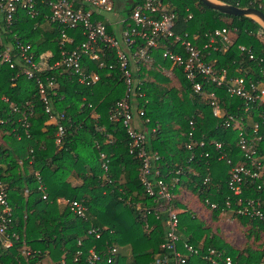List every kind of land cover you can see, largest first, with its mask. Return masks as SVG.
Instances as JSON below:
<instances>
[{"label":"trees","instance_id":"16d2710c","mask_svg":"<svg viewBox=\"0 0 264 264\" xmlns=\"http://www.w3.org/2000/svg\"><path fill=\"white\" fill-rule=\"evenodd\" d=\"M220 1L264 13V0ZM169 2L176 13L174 32L186 33L201 48L205 33L217 28L229 31L231 42L218 41V50L203 49L209 51L206 59L213 60L218 71L264 83V28L259 22L250 16L221 13L200 0ZM40 8L41 14L33 18L26 9H19L9 25L0 11V54L17 40L30 44L34 60L40 63L35 76L47 91L46 78H52L55 91L48 95L51 110L46 112L36 77L23 74L15 58L14 67L0 58V181L18 236L8 248L0 245V264H44L47 257L51 264H125L119 248L126 246L130 248L127 264H156L166 253L161 243L167 232V212L164 201L149 194L140 180L142 161L132 150L121 117L110 118L125 91L116 51L103 46L97 59L83 57V71L98 75L94 83H81L77 74L63 66L52 67L60 58L62 26L44 18L48 10ZM106 26L110 31L111 25ZM66 34L74 38L67 44L69 49L85 40L80 29L67 28ZM166 70L173 71V76ZM131 72L140 83L134 89L135 98L128 100L131 107L142 110L140 121L133 123L144 134L147 153L157 156L150 163L149 180L154 184L162 180L173 196L183 264H226V257L230 264H264V186L250 179L240 196L233 195L227 185L230 165L219 159L222 152L232 163L247 161L238 144L241 133L255 144L257 158L264 161V104L230 96L224 86L203 83L204 92H214L218 99L223 114L217 117L208 100L192 90L182 67L170 69V61L158 54L155 64ZM51 115L64 128L60 144L55 143L57 126ZM225 121L230 125L226 127ZM193 140L197 142L188 149ZM215 142L221 149H216ZM245 199L261 202L262 218L236 212ZM66 200L81 202L84 214L74 213ZM203 207L210 210L216 226L222 213L245 224V243L233 246L195 211ZM185 243L198 253L185 250ZM111 245L118 247V253L108 262L105 254ZM89 249L99 254L94 263L86 259Z\"/></svg>","mask_w":264,"mask_h":264},{"label":"built area","instance_id":"2783aa9c","mask_svg":"<svg viewBox=\"0 0 264 264\" xmlns=\"http://www.w3.org/2000/svg\"><path fill=\"white\" fill-rule=\"evenodd\" d=\"M117 0H0V11L4 13V20L7 25L11 23L16 12L19 9H26L28 15L33 18L41 14L40 6L45 7L48 12L43 17L50 19L61 28V44L60 58L57 59L52 67L63 66L72 73L77 74L81 83H94L98 80L95 73H86L83 71V57L95 60L99 57L102 47L114 48L119 59L120 70L122 72L125 91L122 98L117 102L116 106L110 111L111 119L121 117L127 133L131 139L132 150L136 149L137 157L142 161L140 168V180L147 192L155 195L164 201L167 212V232L161 248L166 253L158 257L156 264H183L185 261L184 254L177 248L179 241L178 216L171 205L172 194L169 192L167 185L162 180H157L154 184L149 180L151 161L157 159L155 154H148L145 150L144 134L136 128L133 123L132 114L142 115V110L136 106L131 107L129 98H135L136 84L140 83L136 80L133 83L132 70H139L141 65L155 64L156 54L163 60L170 61V69L174 66H181L185 77L192 85V90L202 94L212 107L213 115L221 116L222 110L218 103V99L214 92H204L203 83L224 86L226 92L230 96H237L246 101L264 104V83L263 82H247L244 77L232 76L227 77L226 70L218 71L215 68L214 61L207 60L209 51L204 52L203 49L213 47L214 50L220 49L218 41L226 44L231 42L229 31L226 28H217L210 33H205L207 38L203 44V48L199 47L192 40L188 39L187 34L180 35L174 32L176 13L171 10L169 0H130L131 8L127 10L126 0H119L122 3L121 9L125 11V15L117 17L114 20H106L105 12L117 11L119 3ZM121 1V2H120ZM190 16V15H189ZM106 23L111 25L108 31ZM80 29L85 36V40L76 45L73 49H69L67 44L73 43V37L66 34V29ZM194 39L198 36L194 35ZM244 50V46H240ZM252 57V55H250ZM1 61L9 63L10 67H14L15 62H20L23 66V74L28 78L36 77L35 73L40 69V63L34 60L31 45L21 41L15 44L7 45L0 54ZM13 58L16 61H13ZM161 70H165L161 65H157ZM169 77L173 76V71L166 70ZM264 78V71L261 72ZM199 78V80H198ZM47 79L46 86L39 77H36L38 88L45 104V111L50 112L51 105L48 95L55 93L53 90L54 82ZM13 106V103H10ZM14 108V107H13ZM52 120L57 126L55 143L60 144L64 128L61 123L63 114L60 119L56 115H51ZM226 127L230 125L229 121H225ZM194 127H192L189 135H193ZM239 147L242 150L243 157L247 159L245 163H232L231 158L226 153H220L219 159L226 160L230 165L229 177L227 185L232 190L233 195L240 196L243 193V185L250 179L260 180L259 187L264 186V161L257 158V150L255 144L246 140L239 133ZM187 144L188 149H192L193 143ZM204 141H199V145H203ZM216 149H221V144L215 142ZM104 157V154H101ZM104 170H107V161L102 164ZM35 175L39 177L36 172ZM156 188V189H155ZM238 197L237 205L240 203ZM69 202L70 209L78 214L83 215L85 206L77 200H66ZM215 205L212 204V207ZM11 206L7 202L6 189L0 181V245L5 248L13 244V240L18 236L13 230L12 217H10ZM239 214L251 217H263L261 202L254 199H245L243 204L236 209ZM98 237L95 229H91ZM184 249L191 253H198V249L189 244L183 245ZM210 252H214L210 249ZM78 253H81L80 251ZM118 253V247L111 245L106 250L107 261L111 262ZM87 261L94 263L99 259V254L93 249H89ZM231 260L226 257V264H230Z\"/></svg>","mask_w":264,"mask_h":264},{"label":"rangeland","instance_id":"374dc122","mask_svg":"<svg viewBox=\"0 0 264 264\" xmlns=\"http://www.w3.org/2000/svg\"><path fill=\"white\" fill-rule=\"evenodd\" d=\"M126 7L130 5L129 1L126 0ZM117 4L119 3V0L116 1ZM121 2V1H120ZM122 3H119V9L117 11L112 12H105L104 18L106 20H114L117 19V17H122L125 15V11L121 9ZM133 83H135V80H133ZM173 84V83H172ZM175 84V83H174ZM137 121H140V118L137 114L133 115V122L137 123ZM185 195V194H184ZM195 211L199 214V216L205 220L208 224H211L212 227H217L219 232L226 238L229 239L230 243L235 247H241L246 240V225L242 224L236 219L234 216H232L230 213H222L221 219L219 221L218 226L215 225V222L213 221L211 217V212L209 209L203 207L202 209L196 208ZM261 236H264L262 234ZM47 261L44 262V264H51L48 257L46 258Z\"/></svg>","mask_w":264,"mask_h":264},{"label":"water","instance_id":"95a60500","mask_svg":"<svg viewBox=\"0 0 264 264\" xmlns=\"http://www.w3.org/2000/svg\"><path fill=\"white\" fill-rule=\"evenodd\" d=\"M207 7L235 16H250L264 28V13L255 7H238L220 0H200Z\"/></svg>","mask_w":264,"mask_h":264},{"label":"crops","instance_id":"0c3cea01","mask_svg":"<svg viewBox=\"0 0 264 264\" xmlns=\"http://www.w3.org/2000/svg\"><path fill=\"white\" fill-rule=\"evenodd\" d=\"M69 178H70L71 181L73 180L72 182L77 183L76 179H73V177H69ZM119 252L121 254L125 255V257H126L125 264H127L128 261H129V258H130V248L127 247V246L126 247H121V248H119Z\"/></svg>","mask_w":264,"mask_h":264}]
</instances>
